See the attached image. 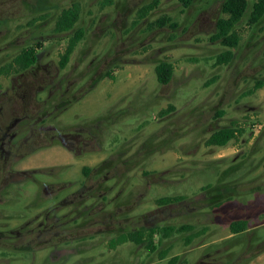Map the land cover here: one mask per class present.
I'll return each mask as SVG.
<instances>
[{"label":"rangeland","instance_id":"1","mask_svg":"<svg viewBox=\"0 0 264 264\" xmlns=\"http://www.w3.org/2000/svg\"><path fill=\"white\" fill-rule=\"evenodd\" d=\"M151 1L0 0V68L24 47L41 42L44 53L36 72L45 73L43 65L52 74L59 72L62 91L69 85L64 98L73 97L66 110L50 118V125L62 132L85 128L95 137L81 152L57 140L18 160L16 168L38 171L0 192V230L20 228L57 203L68 192L51 200L54 193H44V186L79 183L86 166L99 169L91 180L97 184L93 194L104 190L106 185L97 180L108 170L112 190L105 200L96 197L63 210L80 214L77 226L85 228L83 241L72 243L75 250L64 263L168 264L178 255L189 264H210L204 257L210 253L215 264H264V86L245 95L264 80V18L248 25L256 1L249 0L238 25L242 39L233 50L235 57L228 65H217V55L227 48L211 36L223 16L224 0H196L187 9L178 0H163L138 20V10ZM76 2L82 11L75 29L82 28L85 36L61 69L70 34H56L54 28L61 11ZM164 15L177 26L151 27ZM162 61L175 67L166 85L155 72ZM9 77L0 75V93L11 85ZM169 106L175 110L163 115ZM219 111L225 114L218 117ZM231 121L244 134L224 147L207 146L211 133ZM165 196L183 199L158 207L156 200ZM236 220L247 221V229L232 233L230 223ZM145 223H190L208 231L190 245L184 234L174 235L156 253L133 244L110 249L109 239L118 233L110 231L143 228ZM167 248L168 256L161 259L160 250ZM50 253L0 245V264H52Z\"/></svg>","mask_w":264,"mask_h":264},{"label":"flooded vegetation","instance_id":"2","mask_svg":"<svg viewBox=\"0 0 264 264\" xmlns=\"http://www.w3.org/2000/svg\"><path fill=\"white\" fill-rule=\"evenodd\" d=\"M40 44L37 41L33 44ZM30 46V45H28ZM26 46V47H28ZM25 48V47H24ZM23 48V49H24ZM42 48L39 49L38 62L34 66L23 70L15 75H10L11 85L6 91L0 93V192L13 186L18 182L30 178L31 175L38 170L19 169L16 168V162L27 155V153L38 149L44 145H50L58 140L67 149L81 150L85 149L89 144L95 141V137L88 136V129L76 128L74 132H62V129L51 126L53 121L50 118H56V112H62L68 108L72 102V98L65 99L69 85L62 91L63 78L58 79L59 72L52 74L45 65V73L38 74L37 68L40 67L41 59L43 58ZM60 66V65H59ZM61 68V67H60ZM62 69V68H61ZM59 70V69H58ZM33 72V73H32ZM36 72V73H35ZM57 80V81H56ZM56 81V82H55ZM47 92V97L41 99L40 96ZM61 92L59 98L54 99V94ZM61 97V98H60ZM58 129L57 134H52L53 130ZM86 168V166H84ZM82 169L84 180L79 183L71 181L67 182H50L43 188L44 193H54V196L48 199H58V197L66 192L68 194L61 198L57 203L37 214L28 220L20 228H2L0 230V245L10 246L11 248L25 249L31 252L44 251L50 249V261L52 264H63L64 258L74 252L72 247L73 242L83 241L85 228L77 226L80 214H76L75 210L68 213H63L66 206L83 202L96 197L105 200L106 194L112 190L108 188V183L112 181L108 177L109 171L103 174L97 182L105 188L103 191L99 189L97 195L93 194L97 186L91 183L93 176H98L99 169L89 167L90 171L86 172ZM90 183L88 184V180ZM54 187L53 190H50ZM110 189V190H109ZM62 192V193H59ZM87 207L89 206L86 204ZM171 205V204H170ZM168 206V205H167ZM87 207L85 209H87ZM164 207V206H158ZM149 214L150 217H152ZM76 227H68L73 224ZM145 228H152L150 224L145 223ZM141 228H132L129 230L119 229L118 227L110 231L111 233L118 232L114 237L109 239L108 246L112 251H116L123 245L133 244L141 246L133 242H125L113 248L110 245L112 239L117 238L120 234L128 231H136ZM110 233L108 228L104 229ZM82 235V236H81ZM80 239V240H78ZM148 250V249H147ZM210 261V264H215V259L212 254L204 255ZM125 258L123 259V261ZM118 262V261H117ZM123 263V262H122ZM66 264V263H64Z\"/></svg>","mask_w":264,"mask_h":264},{"label":"trees","instance_id":"3","mask_svg":"<svg viewBox=\"0 0 264 264\" xmlns=\"http://www.w3.org/2000/svg\"><path fill=\"white\" fill-rule=\"evenodd\" d=\"M163 0H152L146 5L142 6L138 10V20L146 19L152 11L157 9ZM196 0H178L184 9L190 8ZM249 0H224L222 6L223 16H221L216 23V31L211 36V41L220 42L222 46L227 49L216 57L217 65H228L235 57L234 49L238 48L242 35L238 31V25L242 22L243 18L249 10ZM81 4L76 2L71 7L65 8L61 11L55 24L54 32L56 34L69 33L67 47L61 54L59 65L62 69H65L69 64L71 57L76 50V47L82 41L85 36V31L82 28L75 29L81 16ZM264 18V0H256L252 6L248 16V25L254 26ZM137 20V21H138ZM170 25L176 27L177 24L170 16L164 15L161 18L155 20L151 27H164ZM75 29V30H74ZM42 48V43L32 44L22 49V51L8 64L0 68V75L10 76L13 73H18L26 70L38 62L39 49ZM157 79L159 83L166 85L171 82L175 74V67L171 62L162 61L157 64L155 68ZM107 77L113 78V74L107 72ZM94 85V84H93ZM264 80L256 82L253 88L249 89L245 95H252L257 90L263 88ZM175 110L174 106L163 110L162 114L166 115ZM225 114L224 111L217 113L218 117H222ZM245 130L238 124L237 121H231L229 125L216 129L211 133L206 140L207 146L224 147L228 145L232 140L238 139L244 134ZM108 160L103 161L102 165L105 166ZM104 168V167H103ZM86 172L90 171L89 167L84 168ZM211 186L205 187L210 188ZM220 193L217 194V196ZM181 196H165L156 200L158 206H167L174 204L182 200ZM247 221L236 220L230 223L232 233H239L247 229ZM208 231L207 227L198 229L196 225L185 223L179 226L165 225V226H153L152 228H141L136 231H128L120 234L115 239L110 241L111 247L115 248L119 244L125 242H133L136 244L144 245L150 253H156L164 241L170 239L174 235H185L184 242L186 245H190L195 239L205 235ZM157 237H159L157 239ZM16 249V248H15ZM20 249V248H17ZM28 250V248H25ZM20 249V250H25ZM170 249L160 250V257L164 259L168 256ZM168 264H189L186 258H181L176 255L170 258Z\"/></svg>","mask_w":264,"mask_h":264}]
</instances>
